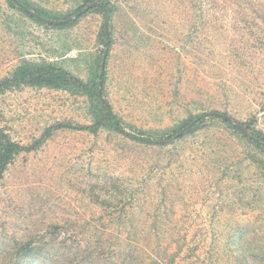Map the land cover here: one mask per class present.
Instances as JSON below:
<instances>
[{"label":"rangeland","instance_id":"rangeland-1","mask_svg":"<svg viewBox=\"0 0 264 264\" xmlns=\"http://www.w3.org/2000/svg\"><path fill=\"white\" fill-rule=\"evenodd\" d=\"M33 1L54 14L82 2ZM111 1L104 88L127 129L171 131L217 109L256 117L264 130V0ZM103 22L89 12L48 27L0 0V78L32 59L87 80ZM57 122L90 123L87 97L33 87L0 95V127L23 144ZM254 154L264 160L218 119L162 144L56 129L0 182V264H264V174Z\"/></svg>","mask_w":264,"mask_h":264},{"label":"trees","instance_id":"trees-1","mask_svg":"<svg viewBox=\"0 0 264 264\" xmlns=\"http://www.w3.org/2000/svg\"><path fill=\"white\" fill-rule=\"evenodd\" d=\"M94 1H99L100 4L92 8H88L75 20L68 23L52 24L44 22L34 16L29 12L25 11L18 2L27 6L30 10H33L44 17L58 20L66 19L73 14L77 13L81 9L86 8L90 3ZM7 2L13 7L20 10L25 15L29 16L38 23L48 26L62 28L67 26L75 25L79 19L89 13V12H99L103 14L104 21L107 15H110L109 29H105V23L103 22L100 31L98 33V40L102 44V48L95 60L96 66L91 74V77L87 80L75 74L70 69L62 66L54 61L42 60L36 61L32 59H24L15 69L7 74L6 76L0 78V95L13 89H20L24 87L33 88H49L55 90H66L73 95H82L87 97L89 100V113L91 115V122L88 124H73L68 122H57L52 124L44 130L43 134L35 139L30 144H23L15 140L9 132H7L3 127H0V182L4 178L5 173L10 167L11 163L15 160L16 156L22 152H31L37 150L42 146V144L53 134L56 129L64 127H72L79 130H86L91 133L97 134L101 129L116 130L122 133L129 139L141 142V143H170L174 142L175 135L183 129V126H187L192 121L197 119V122L193 126L192 130L189 132H194L203 126L207 120H220L224 122L228 127L234 129L236 132L245 137L251 144L258 149L259 153L264 155V130L257 127V118L252 117L247 122H240L230 116L227 112L220 110H208L200 113L195 117H189L186 119L177 129H172L171 131H146L142 129H127L125 127V122L116 113L113 105L109 99L105 96L104 85L107 81L106 68L107 61L110 56V51L112 49V44L114 42L113 38V16L117 11V6L111 0H82L76 9L68 14H54L48 10L38 6L33 0H7ZM107 52V60L105 72L101 75V64L103 60L104 53ZM100 79H103L102 94L103 99L100 97L99 85ZM236 121L243 125H248L250 131H241L238 129L232 121ZM187 133V134H189ZM185 134V135H187ZM184 136V135H182ZM180 136V137H182ZM179 138V137H177ZM253 160L259 163L261 170L263 169L264 174V160L262 157H257L256 154L251 155ZM19 253H23V256H30L32 252L31 241L22 244L19 249ZM19 261H15L18 264Z\"/></svg>","mask_w":264,"mask_h":264},{"label":"water","instance_id":"water-1","mask_svg":"<svg viewBox=\"0 0 264 264\" xmlns=\"http://www.w3.org/2000/svg\"><path fill=\"white\" fill-rule=\"evenodd\" d=\"M20 6H22L24 8L25 11L29 12L32 16L44 21V22H48V23H52V24H61V23H68V22H71L73 20H75L76 18H78L81 14H83V12L85 10H87L88 8H92L96 5H99L100 2L99 1H94L92 3H90L86 8L84 9H81L80 11H78L77 13L73 14L72 16L66 18V19H58V20H54V19H50V18H47V17H44L42 16L41 14L33 11V10H30L27 6H25L24 4L18 2ZM109 20H110V15H107V17L105 18V29L108 30L109 29ZM107 55L108 53L105 52L104 53V56H103V60H102V64H101V75L104 74L105 72V67H106V60H107ZM102 86H103V79H100V85H99V93H100V97L101 99H103V94H102ZM197 122V119L192 121L190 124H188L186 127H184L181 131H179L176 135H175V138L177 137H180L182 135H185L187 133H189L193 126L195 125V123ZM235 126L240 129L241 131H247L249 132L250 131V128L248 125H243L241 123H238L236 121H232Z\"/></svg>","mask_w":264,"mask_h":264}]
</instances>
